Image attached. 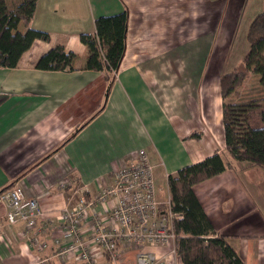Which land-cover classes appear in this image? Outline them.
<instances>
[{"label":"crops","instance_id":"obj_1","mask_svg":"<svg viewBox=\"0 0 264 264\" xmlns=\"http://www.w3.org/2000/svg\"><path fill=\"white\" fill-rule=\"evenodd\" d=\"M122 11L125 52L108 80L84 68L89 50L79 36L95 33L96 18ZM263 11L264 0H37L28 26L49 40H36L16 68H0V191L19 184L43 216L33 228L8 225L0 204V264H82L57 257L61 214L81 196L92 201L82 228L89 240L94 216L106 221L113 204H100L98 194L139 150L154 166L159 199L169 196V175L221 154L226 171L193 187L204 212L220 235L261 229L264 181L254 182L258 168L225 153L220 78L241 67L248 27ZM17 29L25 32L23 23ZM55 45L74 54L73 71L35 68ZM228 242L243 264H264V240ZM139 251L182 264L171 248L128 243L98 259L135 264Z\"/></svg>","mask_w":264,"mask_h":264},{"label":"trees","instance_id":"obj_2","mask_svg":"<svg viewBox=\"0 0 264 264\" xmlns=\"http://www.w3.org/2000/svg\"><path fill=\"white\" fill-rule=\"evenodd\" d=\"M37 0H0V68H16L36 40L47 42V32L28 26ZM127 12L94 20L95 33H81L79 39L89 50L85 69L105 71L109 80L118 71L126 47ZM23 23L25 32L18 31ZM249 49L241 67L220 78L225 153L238 163L264 171V67L252 63L264 53V11L251 21L247 36ZM74 54L55 45L35 63L38 70L73 71ZM258 76L256 89L243 98L250 73ZM193 137H197L194 135ZM223 156L213 153L182 167L167 178L171 212L174 215L173 246L182 264H243L225 236L217 234L194 193L193 187L225 172Z\"/></svg>","mask_w":264,"mask_h":264},{"label":"built area","instance_id":"obj_3","mask_svg":"<svg viewBox=\"0 0 264 264\" xmlns=\"http://www.w3.org/2000/svg\"><path fill=\"white\" fill-rule=\"evenodd\" d=\"M107 198L113 200L111 207L105 209L107 220L103 221V214L94 216L92 235L87 241L83 238L82 228L93 202L81 196L74 205L64 209L60 217L61 235L54 239L58 244V258L73 256L82 264H101L98 256L104 252L114 255L122 243L137 247L164 246L175 253L170 198L168 196L165 203V211H161L154 166L144 150H139L134 161L116 172L113 183L98 194L97 200L106 204ZM0 204L6 208L8 225L22 224L25 228H33L43 216L38 201L26 197L19 184L0 191ZM37 243L40 249L46 247L45 243ZM135 264L163 262L153 252L139 251Z\"/></svg>","mask_w":264,"mask_h":264},{"label":"rangeland","instance_id":"obj_4","mask_svg":"<svg viewBox=\"0 0 264 264\" xmlns=\"http://www.w3.org/2000/svg\"><path fill=\"white\" fill-rule=\"evenodd\" d=\"M262 67H264V53L262 55L258 56L256 58V60L252 63V69H254V70H257V69L262 68ZM106 76H108L107 78L110 77L108 74ZM257 79H258V76L255 73H253V72L250 73V75H249V77H248V79H247V81L243 87V93H242L244 96L243 98H246L247 96H250L251 94L255 95V92H253V91L256 89ZM242 166H247V165L242 164ZM259 170L257 169L256 172H259L258 174H260V175H258L254 178V182H263L264 181V175H263L264 173H262V170H260L261 172ZM156 184L166 188L165 182H163L162 180H159V182H157ZM167 198L168 197L164 198V196H163V198L157 199L158 202L160 201V203H161V206H160L161 211H165V207H166L165 203L168 200ZM257 223H259V222H257ZM260 226H262L261 229L259 228V230H249L248 232H246L245 235L238 236V235H228L227 234L225 237H227L226 239L229 241L237 240L240 243V245H243L245 243H247V244L248 243H254L256 241L262 242L264 240V238H262L264 235L261 234L260 231H264V223H263V225H260ZM217 234H219V233H217ZM174 238H175V235H174Z\"/></svg>","mask_w":264,"mask_h":264}]
</instances>
